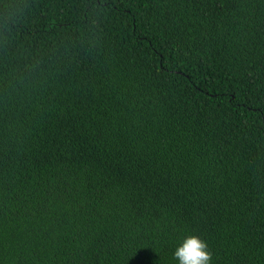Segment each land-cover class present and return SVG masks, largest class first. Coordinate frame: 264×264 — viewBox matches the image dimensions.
Here are the masks:
<instances>
[{"label":"trees","instance_id":"1","mask_svg":"<svg viewBox=\"0 0 264 264\" xmlns=\"http://www.w3.org/2000/svg\"><path fill=\"white\" fill-rule=\"evenodd\" d=\"M264 264V0H0V264Z\"/></svg>","mask_w":264,"mask_h":264},{"label":"clouds","instance_id":"2","mask_svg":"<svg viewBox=\"0 0 264 264\" xmlns=\"http://www.w3.org/2000/svg\"><path fill=\"white\" fill-rule=\"evenodd\" d=\"M177 264H210L206 243L195 235L185 236L172 253Z\"/></svg>","mask_w":264,"mask_h":264}]
</instances>
